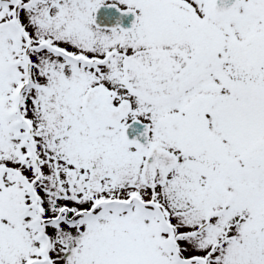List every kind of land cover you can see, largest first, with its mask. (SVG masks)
I'll list each match as a JSON object with an SVG mask.
<instances>
[{
	"label": "snow or ice",
	"instance_id": "snow-or-ice-1",
	"mask_svg": "<svg viewBox=\"0 0 264 264\" xmlns=\"http://www.w3.org/2000/svg\"><path fill=\"white\" fill-rule=\"evenodd\" d=\"M0 264H264V0H0Z\"/></svg>",
	"mask_w": 264,
	"mask_h": 264
}]
</instances>
